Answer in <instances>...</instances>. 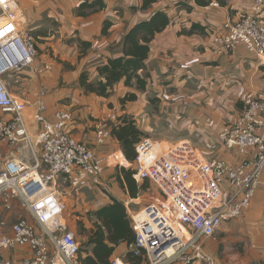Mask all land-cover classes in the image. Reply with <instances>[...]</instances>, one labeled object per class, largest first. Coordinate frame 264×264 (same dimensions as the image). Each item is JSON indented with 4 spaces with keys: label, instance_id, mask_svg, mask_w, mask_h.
<instances>
[{
    "label": "crops",
    "instance_id": "obj_1",
    "mask_svg": "<svg viewBox=\"0 0 264 264\" xmlns=\"http://www.w3.org/2000/svg\"><path fill=\"white\" fill-rule=\"evenodd\" d=\"M15 1L23 28L38 41L31 70L21 72L25 77L22 82L15 85L11 77H5L10 95L33 103V93L43 87L46 91L45 117L52 121L55 112H70L72 122L68 132L71 136L95 148L99 155L109 158V162L124 164L123 167L129 164L122 161L124 157L115 139L111 137L103 146H95V125L116 124L110 116L118 119L125 114L133 116L145 138L159 148L171 149L186 144L209 161L218 159L238 165L245 160L225 150L219 134L240 115L242 101L247 95L264 97V69L243 46L223 51L213 44L211 36L221 30L226 21L239 20L248 13L256 0H222L224 6L216 0H211L207 6H198L194 0H157L145 9L141 8L142 0H99L103 8L87 11L81 17L75 15L79 5L97 0ZM158 11L167 15L170 24L150 42L145 61L150 75L146 90L140 92L118 83L108 98L84 94L78 87L80 74L86 72L90 81L96 80L98 66L110 58L122 56V37ZM259 19L264 23V4ZM193 24L199 29L191 31V35L180 34L190 32ZM79 42L90 46L82 50ZM67 65L72 70L67 71ZM33 68L37 73H33ZM127 93H134L137 99L121 108L119 101ZM34 110L30 104L26 111L32 135L30 146L19 144L13 150L3 147L4 155L28 161L34 153L37 155L33 137L39 126L31 118ZM260 181L261 188L256 191L249 208L204 242L205 253L216 257L219 264H264V169ZM60 183L62 180L57 185ZM68 189L65 198L87 213L110 203L105 194L98 201H90L96 197L94 186L76 197L70 194L72 189ZM84 228L90 231L92 221L85 223ZM230 233H250L247 244L238 237L244 244V256L230 252L226 243L231 238ZM127 252L128 246L120 244L110 260L118 258L125 263ZM26 256L29 251L24 248L3 253V258L11 264H18Z\"/></svg>",
    "mask_w": 264,
    "mask_h": 264
},
{
    "label": "built area",
    "instance_id": "obj_2",
    "mask_svg": "<svg viewBox=\"0 0 264 264\" xmlns=\"http://www.w3.org/2000/svg\"><path fill=\"white\" fill-rule=\"evenodd\" d=\"M263 4L256 0L251 13L226 21L211 39L227 52L243 45L264 69V24L257 17ZM18 13L15 0H0V264H11L3 253L19 248L29 256L18 264H81L75 236L60 222L64 205L56 187L59 180L75 191L101 185L109 158L71 136L70 112H55L53 121L45 117L43 87L33 93V103L10 95L5 77L19 84L18 73L32 67L37 56L35 38L23 28ZM32 71L37 73L36 68ZM242 103L240 115L219 134L225 150L245 159L241 164L206 160L186 144L162 149L143 138L135 145L134 180L148 179L166 203H150L130 215L135 241L128 251L133 256L143 254L146 264H219L205 253L204 242L249 208L264 169V97L247 95ZM30 104L35 108L31 118L39 126L33 137L37 155L31 161L6 156L3 147L31 144L26 118ZM110 119L118 122L115 116ZM109 132V127L95 125L96 147L105 144ZM15 200L31 221L18 219L9 225L7 217L1 218L11 213ZM110 264L125 263L115 258Z\"/></svg>",
    "mask_w": 264,
    "mask_h": 264
},
{
    "label": "trees",
    "instance_id": "obj_3",
    "mask_svg": "<svg viewBox=\"0 0 264 264\" xmlns=\"http://www.w3.org/2000/svg\"><path fill=\"white\" fill-rule=\"evenodd\" d=\"M156 1L142 0L141 8L145 9ZM194 2L198 6H207L211 0H194ZM216 2L221 6L225 5L222 0H216ZM97 7L103 8L104 4L99 0L90 4L82 3L76 9L75 15L85 16L87 11ZM169 24L170 20L167 15L163 11H158L148 20L134 25L120 41L122 56L110 58L105 64L98 66L96 68L98 76L94 81H90L88 74L82 72L78 78V87L84 94H93L101 98H108L118 83H122L126 88H134L140 92L145 91L150 78L145 65L150 50V42L156 34L162 32ZM107 26V24L104 26L103 33L106 32ZM194 29H199L198 25L193 24L190 32L182 31L180 34L191 35V31ZM78 44L82 50L90 46L89 43L84 42ZM136 99L137 96L134 93L125 94L119 101L121 108L129 102L136 101ZM117 121L116 124L107 126L110 129L109 138L112 137L117 141L124 157L122 161L127 162L129 166L119 167L116 170L115 180L119 189L130 199H136L140 193L147 192L151 186L148 179H143L137 183L133 178V175L136 174L132 167L137 157L135 145L146 135L137 128L133 116L125 114ZM104 194L109 198L110 203L96 211L87 213L93 228L88 231L83 225H78L79 234L86 237V242L78 248V261L81 264H110V258L118 245L126 244L129 246L135 241V234L124 204L106 191ZM87 248H90L88 252L86 251ZM124 260L126 264H146L143 254L135 257L129 251Z\"/></svg>",
    "mask_w": 264,
    "mask_h": 264
},
{
    "label": "rangeland",
    "instance_id": "obj_4",
    "mask_svg": "<svg viewBox=\"0 0 264 264\" xmlns=\"http://www.w3.org/2000/svg\"><path fill=\"white\" fill-rule=\"evenodd\" d=\"M251 12H252V9L248 11V13H251ZM19 14L20 13H18V16ZM259 14H257L258 19H259ZM37 41L38 40L35 39L36 44H37ZM65 68L68 69L67 71L72 70V67H69V66H65ZM26 69L31 70V68H26ZM21 72L18 73V78L22 82V78H25V77ZM15 85H19V84H15ZM64 86L67 87L66 84H64ZM71 86L72 85H68V87H71ZM0 116H2L1 113H0ZM123 165L124 164L115 163V161L114 162L110 161L109 168L107 167L105 168L104 173L101 177L102 185L94 186L96 197H93L92 199H90V201L94 199L96 201L100 200L102 195H104L106 191L107 193L114 195L115 198H117L121 203L125 205L129 219H130V215L140 212L144 207H146L150 203H157L159 205H164L166 203L165 197L161 194L158 187H156L154 184H151L150 189L147 192L140 193V195H138V197L135 200L130 199L121 189H119L118 184L115 180V176L117 174L116 170L119 167H123ZM68 187L69 185L65 182L60 183L56 187V191L60 194V196L59 194L58 196L59 198L61 197L60 200L64 204L62 219L64 220L65 232L75 231V233L73 232L72 233L75 236V240L78 243V247H81V244H84L86 241H85V237L79 234L78 225L80 224V225H83L84 227L85 223L89 224L90 219L88 218L87 212H85L84 208L78 207L75 203L73 204L70 203L69 200L65 198L67 196L66 193L69 190ZM90 187H93V186H88L79 191L72 190L70 194L74 197H76V195L78 194H86L87 192H89ZM260 188L261 186H259V189ZM263 200H264V195H263ZM10 212L11 213L6 214V215L2 214V217H1V218L7 217V221L9 225L18 219H27L31 221V218L28 215V213L22 208L21 204L16 200L13 201L12 209L10 210ZM60 222L62 223V220H60ZM249 236H250V233H237V234L230 233L231 238L230 239L228 238L226 242L227 246L230 248V252L237 253V254L244 256V253H243L244 244L243 243H246V244L248 243ZM238 237L244 239L243 243L239 242ZM216 238L218 239V236Z\"/></svg>",
    "mask_w": 264,
    "mask_h": 264
}]
</instances>
